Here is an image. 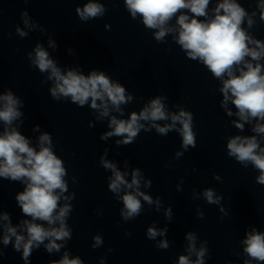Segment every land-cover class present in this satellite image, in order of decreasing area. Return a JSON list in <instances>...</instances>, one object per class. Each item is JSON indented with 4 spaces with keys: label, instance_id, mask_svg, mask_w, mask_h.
<instances>
[{
    "label": "clouds",
    "instance_id": "obj_1",
    "mask_svg": "<svg viewBox=\"0 0 264 264\" xmlns=\"http://www.w3.org/2000/svg\"><path fill=\"white\" fill-rule=\"evenodd\" d=\"M25 3L28 0H24ZM127 11L135 19L137 15L142 17L143 25L149 29H155L154 38L161 42L169 33H177L174 36L182 50L191 60H198L211 74L222 80L223 94L222 107L226 109L227 115L233 113L227 109V103L231 100L238 110L236 115L240 121L251 123L256 120L252 131L257 135L264 136V65L259 63L264 59V42L255 39L247 29H251L256 21L245 8L236 0H221L213 9V16L208 18V7L210 0H124ZM260 21L264 22V0H257ZM182 10H187L183 12ZM81 21L90 18L102 17L105 14V6L89 0L82 8L75 9ZM180 13L175 27H169L168 22ZM187 13H191L189 16ZM25 27H35L29 24L27 12L21 13ZM204 17L205 19H198ZM246 23L247 29L243 26ZM17 33L23 37L27 33L19 27ZM252 45V47H250ZM49 47L55 48L54 42L49 41ZM71 51V50H69ZM32 65L37 67L41 73H49L48 80L54 81V87L50 89L51 96L59 100L61 96L71 98V102L83 107L91 101L93 110H101V116L109 115V103L120 111V105L132 100V96L125 95V88L119 83L110 81L109 77L102 71L93 70L85 76L74 69L63 73L49 53L41 46L35 48V57L29 54ZM249 57L250 59H246ZM256 62V63H253ZM239 74H236V73ZM227 76V79L224 77ZM165 97H156L150 101L138 114L132 112L128 120L112 117L109 127L112 131L106 132L101 139L111 136H122L117 144L128 145L134 142L141 129L150 131L141 121L151 122V127L161 136L167 135L170 130L175 129L183 138L182 148L187 151L189 147H196V134L193 131V114L183 108L178 113H168L162 100ZM101 103L98 104L97 101ZM23 103L11 90L0 95V121L5 125L0 134V178L11 181H20L25 184L22 192L15 197L22 214L31 219H24L17 226H12L7 213L0 214V219L7 221L4 225L5 234L3 244L7 246L12 237L15 238L14 249L19 252L23 250L22 258L28 264L33 249H38L47 239L45 245L49 253L59 251L65 242L71 239L72 229L66 224V218L72 211V206L65 203L60 206L59 201L67 191V183L64 177L67 175L63 161L58 158L52 150L51 136L45 132L39 136V150L30 145L29 140L22 135L13 122L20 118L23 113L19 111ZM171 123L161 126L156 121L168 120ZM181 125L176 128V124ZM236 128L243 130L244 124L233 121ZM34 130H39L36 125ZM228 156L234 157L237 162L247 167L250 162L259 170L260 175L257 182L264 185V147L260 146L257 136L241 137L234 136L227 143ZM106 154V153H105ZM177 152L176 156H181ZM101 164L105 169L112 171V177L108 188L112 193H120L122 186L126 189H134L126 192L122 197L124 209L121 215L125 220L135 218L141 212L142 205L138 197L152 204L150 196L139 191L140 171L135 169L131 173V182L125 180L127 173H122L116 165L101 156ZM214 178L220 179L219 176ZM150 186V182L146 184ZM203 196L210 204H218L222 197L215 195L213 189H206ZM66 201L70 197H63ZM159 205V200L156 201ZM171 210L166 211L170 218ZM202 218L203 214L200 213ZM37 221L46 222L48 227ZM58 226H54L57 225ZM18 228L26 231L27 236L19 234ZM167 229L157 231L154 227L148 228L147 236L155 239L157 235H165ZM187 251L189 255L195 254L196 260L191 261L189 256L181 255L178 264H204L207 248H196L195 234L189 232ZM102 240L95 237L93 247L99 246ZM206 243V242H205ZM244 253L248 257L244 264H252V261L264 262V233L252 229L246 234ZM158 249H167L168 241L162 240L156 245ZM111 251V249H110ZM4 253L0 252V256ZM53 264H82L80 258L69 259L65 253L63 258Z\"/></svg>",
    "mask_w": 264,
    "mask_h": 264
}]
</instances>
